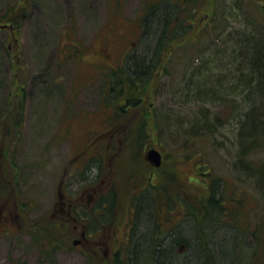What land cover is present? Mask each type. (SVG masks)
Masks as SVG:
<instances>
[{"label": "rangeland", "instance_id": "obj_1", "mask_svg": "<svg viewBox=\"0 0 264 264\" xmlns=\"http://www.w3.org/2000/svg\"><path fill=\"white\" fill-rule=\"evenodd\" d=\"M15 2L0 0V22H7ZM25 2L23 19L0 29V177L6 182L0 187V264H115L117 254L126 259L135 244L129 235L141 231L131 221L132 200L140 196L132 177L152 172L154 181L167 178L172 186L170 195L154 188L157 200L150 192L141 198L155 225L140 258L166 234L165 244L175 235L183 238L171 247L174 263L204 261L189 215L196 200L188 201L207 194L214 176L231 206L208 226L210 246L222 264L234 257L237 264H264V182L252 177L264 175V136L240 135L253 106L264 114V93L252 104V92L238 82L248 72L244 42L252 34L264 36V0L205 1L193 24L197 30L171 54H160L166 59L141 89L126 84L124 72L140 54L146 0ZM235 49L238 61L225 54ZM14 74L21 84L13 82ZM204 78L208 98L196 100V84ZM133 91L139 97L129 103ZM152 147L163 153L160 169L147 159ZM246 167L251 175L240 170ZM173 168L184 175L181 184L171 177ZM113 189V221L84 238L82 231L97 225L93 204ZM24 201H31L26 214ZM61 205L62 214L55 208ZM71 205L72 214L66 211ZM76 239L82 240L74 245Z\"/></svg>", "mask_w": 264, "mask_h": 264}, {"label": "trees", "instance_id": "obj_2", "mask_svg": "<svg viewBox=\"0 0 264 264\" xmlns=\"http://www.w3.org/2000/svg\"><path fill=\"white\" fill-rule=\"evenodd\" d=\"M25 1L27 0H16L14 5L11 7L10 11L6 16L7 22H9L10 25L12 23L16 24L23 19V12L21 9L25 7ZM28 1L30 2V0ZM205 1L207 0H146V2L144 3L145 13L141 17V22L144 27L143 31L141 32V35L145 34V37L143 38V41H141L142 46L141 50L139 51L140 54L130 60L129 68L126 70V72H124V76L126 78V80L124 81H126V84H129L134 89L136 87L141 89L144 85L150 82L151 78H154L156 72L162 65V61L166 59L167 54H171L174 44L180 46L182 43L185 42L187 36L194 31L196 26H193V24L197 22V15L200 10L203 9V7L205 6ZM196 30L197 29H195V31ZM246 38L247 37H245V39ZM244 46L247 50L242 52L241 54L243 55L242 59L245 68L248 70V72L244 74L245 77L240 76L241 80L238 82L240 83L239 87L242 88L241 90H243V88L244 90H247L248 88L252 92L253 98L250 101L252 102V104H254L258 101L257 98L264 93V36L260 37L259 33L252 34V37L250 36L248 39H246V42H244ZM235 52L236 49L234 51V54H231L227 51L225 52V54L226 56L229 55V57L234 56V59L238 61L240 52L238 54L237 52ZM162 53L167 54L163 55L165 58H162L161 60L160 54ZM19 66L20 64L16 63V61L13 59L11 62V67L13 69L18 70ZM15 74L13 76V82L15 84H21L19 82V79L16 78ZM113 79L115 81H122V78L121 80H119L118 78ZM204 79L207 80L204 82L200 81L196 84V86L198 87L194 95L196 100H205L208 98L202 95V93H209L205 91V86H207V83L210 81L208 80V78ZM203 84H205V86H203ZM21 86H16L17 93L21 92L22 94ZM233 90L237 91V88H234ZM134 93L135 92L133 91V93L128 96L129 103H134L139 97L136 96V94ZM194 97L192 98L194 99ZM20 106H23L22 101H19L18 107ZM256 111V107L253 106L249 113L246 114L248 119H245V124H243L242 126V131L240 135H242V137L247 140L252 138H258L261 135L264 136V114L262 111H258V113L255 114ZM21 112L22 109L17 108V113ZM9 113L10 112H8V115ZM18 116H13L14 121L16 120V125L18 124L19 120ZM112 121L113 119H111V122ZM248 129L250 130L245 131ZM141 138L144 139L145 136L142 134L140 135V139ZM146 138H148L147 134ZM206 165H208L207 162L203 163L202 167ZM247 168L248 167L240 168V170L245 172L246 174H249L247 173ZM172 171L173 172L171 177L175 179V182L177 184H181V177H184V175H181V173L178 172L176 168H173ZM17 177L18 176L16 172L15 178L18 179ZM252 177L255 179H259L260 183L264 182V175L261 177L260 173L254 174L252 175ZM154 179V172L146 175L145 178L142 180H139L137 176L132 177V181L136 182L135 185H137V183H139L140 185L138 188L137 186L134 187V194L139 193L140 196L134 198L135 200H132L131 207L133 210V218L131 221L132 225L138 224V228L140 227L141 231L137 230L135 236H133V233H131V236L129 235L128 238L135 244H133V246H131V248L129 249V253L127 254L128 257L126 259L118 258L119 255L117 254L115 264H140L141 261H146L147 264H180V262L174 263V258H178L177 256L172 255L173 244H179L183 240L180 235H175L172 238L173 241L169 242L168 244L163 243L166 234L162 238H154V242L150 240V251L147 254H144L143 258H140L141 243L145 242V240L151 239L150 234L152 224L155 225V222L152 221L153 218L152 213L150 211L151 207H149L148 205L149 203L147 202L144 205L141 202V198L144 196L145 193L150 192L154 194L157 200V194H155L153 190L154 188H158L156 189L157 191L161 190L166 195H170L171 192L170 187L172 185L169 184V180L167 178H163L164 180H162L161 182L154 181ZM152 182L154 183V185H152ZM5 185L6 182L4 180L1 181L0 177V187L2 186L4 188ZM209 186L210 189L207 194L195 196V198L189 197V203L191 202V199L193 201L196 200L195 204H192V207L190 208L191 211L189 215H191L192 218L195 219V226L199 232V234L195 236L197 237L196 241L198 246L196 250L198 253H203V255H205V259H203L204 261H202L201 264H222V258L217 253V248H215V246H210L209 242L212 239L213 233L212 231H208L209 228H211L208 226H213L214 223L216 225L219 222V219L221 218V214L226 215L225 211L230 210L229 206L231 205L227 204L228 199L224 196V194H219V182L216 177L213 176L212 184H210ZM30 202L31 201L22 202V214H26L27 212H29V209L31 207ZM96 203V207L93 208V210L95 215L98 217V220H94L97 225H92L89 230L94 233L99 230V224L102 225V228H104L102 224L104 221V217H106L105 221H108V219L113 221L114 206L116 203V192L114 191V189L111 190L109 194L102 195L100 200ZM104 204L105 207L103 206ZM239 209L242 210V207H239ZM240 215L241 213H239L238 218ZM156 219L158 222L162 223L161 215L158 214V209ZM168 222L175 223V220L169 218ZM170 226L171 225L169 224L168 228ZM55 243H57V241ZM54 247L61 248V244L59 243L58 246L56 245ZM41 252H43V250ZM240 262L241 261L238 262L237 260H235L234 257L230 259L229 263L237 264ZM17 264L25 263H21L20 261H18Z\"/></svg>", "mask_w": 264, "mask_h": 264}, {"label": "water", "instance_id": "obj_3", "mask_svg": "<svg viewBox=\"0 0 264 264\" xmlns=\"http://www.w3.org/2000/svg\"><path fill=\"white\" fill-rule=\"evenodd\" d=\"M148 158L151 160L156 166H160L162 164V153L157 148H151L148 151Z\"/></svg>", "mask_w": 264, "mask_h": 264}, {"label": "flooded vegetation", "instance_id": "obj_4", "mask_svg": "<svg viewBox=\"0 0 264 264\" xmlns=\"http://www.w3.org/2000/svg\"><path fill=\"white\" fill-rule=\"evenodd\" d=\"M63 204H64V201H63ZM62 207H60V208H58V206H55V208H56V211H59L60 212V214H62V213H64V209H65V207H64V205H61ZM104 207H105V204L103 205ZM94 207H96V206H94ZM92 208H93V206H92ZM73 205H71V207L70 208H68L66 211L68 212V213H70V214H72L73 213ZM61 218H65V217H61ZM96 233H98V232H96ZM96 233H94V232H91V231H85V230H83L82 231V236L84 237V238H88V237H90V236H93L94 234H96ZM82 240V239H81ZM80 240V241H81Z\"/></svg>", "mask_w": 264, "mask_h": 264}, {"label": "bare ground", "instance_id": "obj_5", "mask_svg": "<svg viewBox=\"0 0 264 264\" xmlns=\"http://www.w3.org/2000/svg\"><path fill=\"white\" fill-rule=\"evenodd\" d=\"M192 82H194V81H192ZM191 83V82H190ZM141 206V205H140ZM188 241H191L190 239L188 240ZM198 256H199V258H201L202 256H203V253H198Z\"/></svg>", "mask_w": 264, "mask_h": 264}]
</instances>
